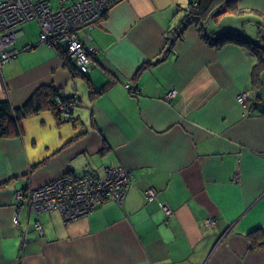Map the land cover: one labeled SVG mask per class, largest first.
I'll use <instances>...</instances> for the list:
<instances>
[{
	"label": "crops",
	"instance_id": "1",
	"mask_svg": "<svg viewBox=\"0 0 264 264\" xmlns=\"http://www.w3.org/2000/svg\"><path fill=\"white\" fill-rule=\"evenodd\" d=\"M190 1L117 2L80 32L100 65L86 75L39 35L21 41L26 23L18 28L12 49L34 52L2 66L3 99L21 107L51 86L59 101H76L73 120L46 110L25 118L21 135L0 137V264H264V68L254 84L258 54L208 41L194 24L175 39ZM230 2L203 20L210 35L239 30L264 44V0ZM109 165L130 172L122 203L69 221L43 212L39 233L30 189Z\"/></svg>",
	"mask_w": 264,
	"mask_h": 264
},
{
	"label": "built area",
	"instance_id": "2",
	"mask_svg": "<svg viewBox=\"0 0 264 264\" xmlns=\"http://www.w3.org/2000/svg\"><path fill=\"white\" fill-rule=\"evenodd\" d=\"M56 1L57 8H53L51 0H0V99L6 93L2 66L18 54V50L9 47L18 38L17 27L31 20H36L40 25V43L54 47L60 56L66 55L80 73L87 74L100 66L96 58L97 49L87 46L80 32L84 29L91 31L102 15L120 0ZM31 47L26 45L25 49ZM126 87H131V83L126 84ZM175 95L176 90H172L166 97L171 99ZM237 99L243 106H248L247 92L240 93ZM75 101L76 99H72L66 105L65 102H60L65 116L69 115V108L73 107ZM130 186V172L123 166H106L101 176H81L68 171L27 192L29 208L38 218L34 226L39 233H43L39 220L43 212L58 210L69 221L79 218L107 200L122 203ZM157 197L158 193L154 188L146 190L147 202L154 201ZM160 205L169 218L173 214L172 208L166 203ZM13 221L18 224L17 215ZM206 221L208 224L215 223L212 217Z\"/></svg>",
	"mask_w": 264,
	"mask_h": 264
},
{
	"label": "trees",
	"instance_id": "3",
	"mask_svg": "<svg viewBox=\"0 0 264 264\" xmlns=\"http://www.w3.org/2000/svg\"><path fill=\"white\" fill-rule=\"evenodd\" d=\"M228 2L229 0H191L188 8L186 9V14L182 18L181 23H179L176 28L174 38L176 39L180 37L181 33L187 26L194 24L195 26H197L202 37H204L208 41H213L214 43L221 44L227 40L233 39L242 44L249 45L251 49L258 54L259 60L252 69L253 82L254 84H257L259 81L260 72L264 68V44H261L258 41H254L250 39L246 34L237 31H226L212 36L205 28L206 26L204 22L207 20L208 17L214 15L216 11L220 9V7H223L224 5H227V8L229 9L233 7V3L230 2L229 5ZM106 14L107 12H105L102 17L106 16ZM19 27H17V30ZM62 56L63 59L66 61V64L69 66V68L74 74L86 75L84 73H80L78 71V67L75 66L72 60L67 58L66 55ZM131 88H133L132 85ZM103 89L104 88L94 89L92 91V94L100 93ZM133 89V93H136L138 91V88ZM58 96L59 93L54 90L51 86H41L34 92L32 97L21 107H13L8 99H0V137L6 138L21 135L23 131V120L30 115L38 114L46 110L52 111L59 119V121L73 120L74 117H72V108L70 109L69 106H67V108H69L68 116H65L63 114V110L60 108V102H65L66 105L70 100L68 98H63L61 101H59ZM252 233H259V231L257 232V230H255Z\"/></svg>",
	"mask_w": 264,
	"mask_h": 264
},
{
	"label": "rangeland",
	"instance_id": "4",
	"mask_svg": "<svg viewBox=\"0 0 264 264\" xmlns=\"http://www.w3.org/2000/svg\"><path fill=\"white\" fill-rule=\"evenodd\" d=\"M51 4H52L53 8H57L58 2L56 0H51ZM24 28H25V31H26V35L23 38L20 39L21 41H23L26 38H31L34 41V37L39 35L40 25H39V23L36 20H32V21L27 22L24 25ZM237 32L243 33L242 31H239V30ZM14 47H15V45L13 44V45H11L9 47V49H12ZM32 51L34 52V49H31L30 51H25V52L24 51H20V52L18 51L19 55L18 54L17 55L21 56L23 54H29ZM11 62H12V60H11Z\"/></svg>",
	"mask_w": 264,
	"mask_h": 264
},
{
	"label": "water",
	"instance_id": "5",
	"mask_svg": "<svg viewBox=\"0 0 264 264\" xmlns=\"http://www.w3.org/2000/svg\"><path fill=\"white\" fill-rule=\"evenodd\" d=\"M20 107V106H19ZM17 108V107H16Z\"/></svg>",
	"mask_w": 264,
	"mask_h": 264
}]
</instances>
